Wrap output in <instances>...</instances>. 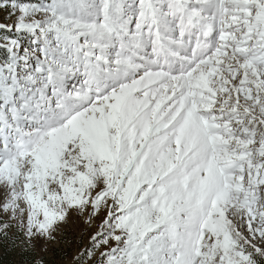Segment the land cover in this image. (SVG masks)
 Returning a JSON list of instances; mask_svg holds the SVG:
<instances>
[{
	"label": "snow or ice",
	"instance_id": "1",
	"mask_svg": "<svg viewBox=\"0 0 264 264\" xmlns=\"http://www.w3.org/2000/svg\"><path fill=\"white\" fill-rule=\"evenodd\" d=\"M0 249L264 264V0H0Z\"/></svg>",
	"mask_w": 264,
	"mask_h": 264
},
{
	"label": "trees",
	"instance_id": "2",
	"mask_svg": "<svg viewBox=\"0 0 264 264\" xmlns=\"http://www.w3.org/2000/svg\"><path fill=\"white\" fill-rule=\"evenodd\" d=\"M15 259V254L10 249H0V264H15Z\"/></svg>",
	"mask_w": 264,
	"mask_h": 264
},
{
	"label": "rangeland",
	"instance_id": "3",
	"mask_svg": "<svg viewBox=\"0 0 264 264\" xmlns=\"http://www.w3.org/2000/svg\"><path fill=\"white\" fill-rule=\"evenodd\" d=\"M78 228H79V226L78 225H75V224H72L71 222H70V224H69V226H68V231L70 232V233H72L74 236L75 235H78ZM15 254V257H16V261H15V264H19V261H20V256L19 255H17L16 253H14Z\"/></svg>",
	"mask_w": 264,
	"mask_h": 264
}]
</instances>
